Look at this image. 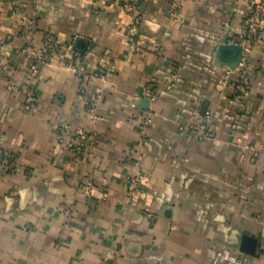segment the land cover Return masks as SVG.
<instances>
[{
    "label": "crops",
    "instance_id": "0c3cea01",
    "mask_svg": "<svg viewBox=\"0 0 264 264\" xmlns=\"http://www.w3.org/2000/svg\"><path fill=\"white\" fill-rule=\"evenodd\" d=\"M124 1L0 0V264H264L262 0ZM62 122L93 136L81 154Z\"/></svg>",
    "mask_w": 264,
    "mask_h": 264
},
{
    "label": "built area",
    "instance_id": "2783aa9c",
    "mask_svg": "<svg viewBox=\"0 0 264 264\" xmlns=\"http://www.w3.org/2000/svg\"><path fill=\"white\" fill-rule=\"evenodd\" d=\"M137 0H125L124 1V7L126 12H133L136 9ZM264 22V0L257 3L254 7L251 13L248 15V17L245 19L244 22V40L252 41L260 36V29L261 25ZM140 25V17L136 16L135 20L131 23V25L128 28V34L131 37H135L140 33L139 29ZM59 46L57 41L54 37L49 36L47 40L45 41L44 45L42 47L38 48H27L26 50L31 54L33 59V65L30 68V72L32 74H37L38 72V66L39 64H42L44 62H47L52 59V53L59 52ZM60 62L63 64H67L69 66H73L76 68L77 72L82 75L86 76L91 80L96 79H105L106 74L104 71H90L85 66L77 65L74 58L69 54L61 58ZM243 78L240 83H238L237 88L241 90L242 92H246L249 87V79L246 74V72H243ZM100 99V94L96 92L92 96V101L90 103L89 107V113L94 114L98 101ZM208 114L209 112L206 111ZM189 130L196 136L200 138L209 137L212 135L211 132L207 130L206 125H197V124H191L189 127ZM60 133H61V142L67 144L76 154H81L87 147L88 142L93 141V136L88 135L85 131L78 129L74 130L67 122H62L60 125ZM10 158H12L11 154L6 153L1 148L0 143V160L3 162H9ZM142 177L140 175L133 176L129 183V191L131 193H134L137 190L141 189L142 184Z\"/></svg>",
    "mask_w": 264,
    "mask_h": 264
},
{
    "label": "water",
    "instance_id": "95a60500",
    "mask_svg": "<svg viewBox=\"0 0 264 264\" xmlns=\"http://www.w3.org/2000/svg\"><path fill=\"white\" fill-rule=\"evenodd\" d=\"M228 46H230L229 51L234 52L233 56H231V59L234 61L239 60L242 56V48L240 47V45L235 43Z\"/></svg>",
    "mask_w": 264,
    "mask_h": 264
}]
</instances>
